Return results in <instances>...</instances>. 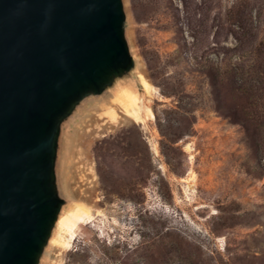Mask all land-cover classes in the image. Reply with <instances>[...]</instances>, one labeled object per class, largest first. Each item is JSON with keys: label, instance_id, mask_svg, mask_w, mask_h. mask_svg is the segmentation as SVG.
I'll return each instance as SVG.
<instances>
[{"label": "rangeland", "instance_id": "rangeland-1", "mask_svg": "<svg viewBox=\"0 0 264 264\" xmlns=\"http://www.w3.org/2000/svg\"><path fill=\"white\" fill-rule=\"evenodd\" d=\"M124 1L151 87L70 128L48 264H264V0Z\"/></svg>", "mask_w": 264, "mask_h": 264}, {"label": "water", "instance_id": "water-1", "mask_svg": "<svg viewBox=\"0 0 264 264\" xmlns=\"http://www.w3.org/2000/svg\"><path fill=\"white\" fill-rule=\"evenodd\" d=\"M139 71L124 0H0V264H48L69 130Z\"/></svg>", "mask_w": 264, "mask_h": 264}, {"label": "bare ground", "instance_id": "bare-ground-1", "mask_svg": "<svg viewBox=\"0 0 264 264\" xmlns=\"http://www.w3.org/2000/svg\"><path fill=\"white\" fill-rule=\"evenodd\" d=\"M138 77L140 78L143 87L146 90H149L151 87L150 81L141 71H139ZM115 96L117 102H119L118 104L121 105L127 112H129V114H132L131 108H133L136 112H139L142 108V99L139 89L133 83L127 84L126 86L122 87L118 92L115 93ZM112 113L116 114L115 111H112ZM188 148L190 147L188 146ZM83 208L84 207L80 204L77 211L66 212L65 216L60 222L59 228H67L73 238L76 237L77 229L82 223L83 216L81 214V211L83 210ZM60 236L61 233L58 231L57 236L55 237L53 242L57 243L60 240Z\"/></svg>", "mask_w": 264, "mask_h": 264}]
</instances>
